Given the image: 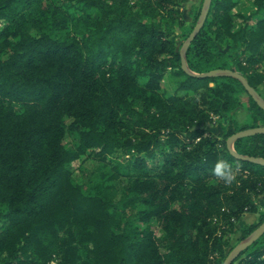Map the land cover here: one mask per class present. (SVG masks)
<instances>
[{"label": "trees", "instance_id": "1", "mask_svg": "<svg viewBox=\"0 0 264 264\" xmlns=\"http://www.w3.org/2000/svg\"><path fill=\"white\" fill-rule=\"evenodd\" d=\"M184 1L0 0V264H222L243 214L259 217L239 242L264 222V164L227 144L264 127V109L232 75L183 69ZM240 1L213 0L187 66L237 71L264 99V0ZM241 107L251 121L209 133ZM233 147L264 158V133ZM87 152L102 164L92 189L73 165ZM219 158L239 168L230 185ZM129 208L145 227L123 224ZM232 264H264V235Z\"/></svg>", "mask_w": 264, "mask_h": 264}, {"label": "rangeland", "instance_id": "2", "mask_svg": "<svg viewBox=\"0 0 264 264\" xmlns=\"http://www.w3.org/2000/svg\"><path fill=\"white\" fill-rule=\"evenodd\" d=\"M206 0H185L182 6V14L185 19L186 25L191 28V33L194 31L197 22L204 10ZM213 2V0H212ZM248 7V12L251 10V7L248 3V1L243 0L240 1V4L237 6V10H241L242 8ZM240 22V19L237 21ZM246 24L248 26H252L254 24V19L247 18ZM183 31L181 29H177L175 33V40H176V46L178 49H181L186 39L189 37H185L183 34ZM191 35V34H190ZM226 42V41H225ZM227 47L223 50H227L231 48L230 44L226 45ZM218 48H222V42L220 41L218 44ZM177 77L172 74L171 71L166 75L165 79L163 80V86L162 90L165 95H171L174 94L177 90ZM180 93H183L184 91H179ZM259 94V93H258ZM194 95V94H191ZM261 96V95H260ZM262 97V96H261ZM263 98V97H262ZM234 115L240 122L245 121H251L250 114L248 110L244 107H241L231 114H224L222 117L219 114H212V121L206 124L207 129L209 130V133L213 136H219V134L222 132V125L226 124L229 116ZM76 143V139L73 137H70L68 140V146H71ZM74 146V145H73ZM90 152H87L85 156L82 157V159L77 160L73 163L75 167V175L78 179V181L86 188L92 189L94 187V183L99 179L100 176V167L101 162H99L95 157L89 155ZM151 162V161H150ZM105 163L110 164V161H105ZM150 166L153 168L154 165L151 163ZM101 178V177H100ZM138 209L140 206H137ZM137 208L132 209L129 208L123 213V224L128 225L130 223L138 224L141 227H145L146 224H143L139 220L136 219L135 213L138 210ZM150 228H152L158 235H162L161 229L157 224L156 219H152L149 224ZM244 227V226H243ZM242 227V228H243ZM241 228V229H242ZM241 229L236 228L234 233L231 236V243L229 247H227V252L229 253L230 250H232L235 246L242 243L243 241L238 240V237L240 236ZM52 264H58L56 260L52 261Z\"/></svg>", "mask_w": 264, "mask_h": 264}, {"label": "water", "instance_id": "3", "mask_svg": "<svg viewBox=\"0 0 264 264\" xmlns=\"http://www.w3.org/2000/svg\"><path fill=\"white\" fill-rule=\"evenodd\" d=\"M211 4H212V0H206L204 10H203L198 22H197V25H196L194 31L186 39V41L184 42L183 46L180 49L183 69L186 70L188 73H190L192 75L199 76V77H211V76H215V75H219V74L232 75V76L238 78L242 82V84L244 85L246 90L249 92V94L255 99V101L259 104V106H261L264 109V99L250 85V83L248 82V80L246 79V77L243 74H241L237 71H232V70L223 71L221 69L212 70V71L207 72V73L196 74V73L192 72L191 70H189V68L187 66V61H186V52H187L190 44L192 43L193 39L195 38V36L199 33L201 28L204 26L206 19L208 17L209 11H210ZM256 133H264V127H254V128H247V129L241 130V131L233 134L231 137H229V139L227 140V144H228V147H229L230 151L232 152V154H234L236 157H239L243 160H249V161H253L256 163L264 164V158L247 156V155H239V154H237V152L235 151V149L233 147V144L237 139L242 138L244 136L251 135V134H256ZM263 235H264V222L262 224H260V226L257 229H255L245 240H243L242 243L238 244L232 250H230V252L227 254V257L225 258V260L222 264H232L233 261L244 250H246L250 245H252L255 241H257Z\"/></svg>", "mask_w": 264, "mask_h": 264}, {"label": "clouds", "instance_id": "4", "mask_svg": "<svg viewBox=\"0 0 264 264\" xmlns=\"http://www.w3.org/2000/svg\"><path fill=\"white\" fill-rule=\"evenodd\" d=\"M238 171V167L233 169L232 164L223 158H219L212 169L213 175L228 185L236 181Z\"/></svg>", "mask_w": 264, "mask_h": 264}, {"label": "crops", "instance_id": "5", "mask_svg": "<svg viewBox=\"0 0 264 264\" xmlns=\"http://www.w3.org/2000/svg\"><path fill=\"white\" fill-rule=\"evenodd\" d=\"M261 210H264V203H261ZM259 214L254 212H245L241 220L237 223L236 228L241 229L246 224L254 223L258 220Z\"/></svg>", "mask_w": 264, "mask_h": 264}]
</instances>
